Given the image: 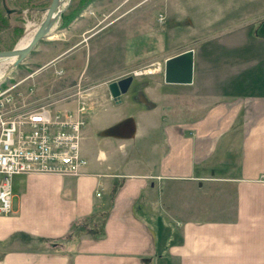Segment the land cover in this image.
Listing matches in <instances>:
<instances>
[{
  "label": "crops",
  "instance_id": "1",
  "mask_svg": "<svg viewBox=\"0 0 264 264\" xmlns=\"http://www.w3.org/2000/svg\"><path fill=\"white\" fill-rule=\"evenodd\" d=\"M259 3L264 6V0H228L214 8L212 18L207 9L203 20L196 16L200 10L181 7V1L178 8L172 0H94L70 26L61 30L58 21L48 37L58 43L38 50L54 55L45 65L56 62L61 74L65 68L69 72L52 92L73 88L83 77L95 96L107 89L106 110L87 112L83 175L13 178L12 212L0 215V264H264V10ZM162 12L165 23L158 19ZM211 37L217 48L206 55L254 61L249 73L220 82L223 98L201 115L192 111L185 120L174 119L178 96L151 100L137 88L131 97L135 77L127 94L111 99L112 82L189 50L195 80L194 45L202 49ZM228 37L246 38L234 47L220 45ZM65 55L75 56L65 62ZM35 75L22 80H32L37 94L31 103L40 105L50 92ZM135 101L147 110L125 113ZM129 118L136 126L131 139L101 131L99 140L93 133L94 125L110 122L109 129Z\"/></svg>",
  "mask_w": 264,
  "mask_h": 264
},
{
  "label": "rangeland",
  "instance_id": "2",
  "mask_svg": "<svg viewBox=\"0 0 264 264\" xmlns=\"http://www.w3.org/2000/svg\"><path fill=\"white\" fill-rule=\"evenodd\" d=\"M179 1H181V7L182 6H186V7L188 6V8L196 7L198 10H200V12L196 14V16H201L203 20L205 19L204 16H206L207 9L212 10L210 14V18H212L217 13V11H213L214 8L223 2L224 3L228 2V0L225 1L224 0H172V4L180 8ZM93 2L94 0H87V1L72 0L63 18L59 20L61 21L60 24L61 30L70 26V24L74 21V19L70 20L69 22L65 21V17L66 15H68V13H70V16L74 15L75 14L74 9L77 8L81 3H87L89 5L90 3ZM6 4L9 9L22 10L23 12L21 14L14 13L8 15L7 13H5L6 11L1 9L3 10L1 14L5 15L7 21L4 24L1 23L0 25V52L13 50L17 45H19L22 39H24L27 35L35 32V30L43 22L45 18L46 10L49 8L51 4V0H6ZM259 7H261L259 8V11L264 10V6L261 5L260 3H259ZM82 13L83 12H80L77 15V17H80ZM158 19L160 23L166 22V17L164 12H162L161 15L158 16ZM65 35L66 34H63V37L61 38L62 40L65 39ZM235 37H237V35H235ZM213 38L214 37H211V41L208 42L207 44H202V49L199 44L194 45V47L197 48L199 52L198 53L199 59H197L198 65H197L196 78L191 86H176L168 89L166 88L167 91H165V88H162V86L165 83L164 68H165V58H167L166 56H164L160 58V60H157L154 63H150L149 65L143 68L136 69L132 71L130 75H128V77L133 76L135 77V79L137 78L135 82L136 89L134 88L135 91H133L130 94V96L134 97L137 88H139L142 91V93L147 95L151 100L158 99L159 101V97L165 94L175 97L178 96L179 97L178 99L180 100L179 101L180 107L178 109L179 112L177 113L178 114L177 118L175 117L174 119L179 121L185 120L186 118L184 117V115L187 112L190 114L192 113V111H193V115L194 114L196 116L201 115L203 112H205V110H207L208 107H210L211 105L215 104L217 101L223 98V93L220 90L221 89L220 82L223 81L224 83L225 80L226 82L230 79L232 80L235 74H238L241 71L242 73L245 74L249 73L251 62L253 63L254 61L253 58L250 59L249 56H246V58H242L241 61L237 60L234 62L232 59L229 60L219 59L220 57H217L218 54L216 55V52L214 55H206L205 53L206 50H212V48H217V43H218L217 39H213ZM245 38L246 37H241L239 39L236 38L235 40H233L234 39L233 37H228L226 39L223 38L221 39L220 45L234 47L235 45H239L237 41ZM227 39L229 40L226 41L227 42L226 44V42L224 43L223 40H227ZM57 43H58V38H56V40L53 42L52 41L49 42L48 37L41 40L37 44V46L32 50L28 58L23 63H21L17 68H13L12 61L9 59L0 60V75H1L0 84L2 85V86L0 85V87L4 88L9 86L10 84L13 85L16 82L22 81L19 83V85L16 87L15 90L17 106L18 107L26 106V108L34 109L37 106H39L38 103H31V100H33L37 94V88L35 87V85L33 87L32 84L33 82H31L32 80L27 82L22 80L25 78L26 75L28 76V74L34 73L36 74L34 78L36 83L41 80L42 81L41 83L44 87L47 86L49 87L50 95L45 101L48 103L56 102L52 108H54L56 105L67 104L70 105L69 109L70 108L74 109V107L76 106V102L81 100L82 96H85L84 100H86L87 102V112L88 111L94 112L95 110L96 113H99L102 110H106L104 109V106L107 104V100L105 98V93L107 89L101 88L102 92L96 93L95 96V92L93 91L94 86L92 87L91 85L89 86L87 83H84L82 79L83 77L81 79L79 78V81H77V83L74 84L75 86L74 85H73L74 87L72 86L73 88L69 87L64 92H55V91L52 92V90L56 86V83L61 81L63 77L66 76V74L69 72H67V68H65L66 70H64V74H61L62 70H60L59 67L55 66L56 62L51 65H45L48 62V60L51 59L54 55L51 54L39 55V54L40 52H43L44 49L48 48L47 47L48 45L50 47L51 45L54 46ZM257 52L260 53L259 50H257ZM260 54L264 55V53L263 54L260 53ZM74 56L75 55H65L64 61L67 62ZM79 66H80L79 64L77 63L75 64V67H79ZM70 68L73 69L74 67H70ZM136 71H141L142 74L139 76H134V72ZM221 74L222 76H220ZM31 86L33 88H31ZM132 104L133 105L130 106L128 111L125 112L127 108H124L122 111L125 113L128 112L134 114L136 113V110L137 111L140 109L147 110V105L142 107V105L138 104L137 102ZM187 105L188 108H186ZM158 107H160V103ZM169 110L170 109H167L166 112H168ZM190 116L191 114L189 115V117ZM109 125L110 122H106L97 128L94 125L93 127L95 129L93 130V127L89 123V126L87 128L89 130L92 129L95 136L98 137L96 138L100 140L102 139V136H100V132L102 131L101 133L103 134L107 130L106 127H108ZM83 139H84V134H83ZM89 139L92 138H87V143H89L90 141ZM132 143L130 142V146L128 147H130L129 150L135 153L136 144H132Z\"/></svg>",
  "mask_w": 264,
  "mask_h": 264
},
{
  "label": "built area",
  "instance_id": "3",
  "mask_svg": "<svg viewBox=\"0 0 264 264\" xmlns=\"http://www.w3.org/2000/svg\"><path fill=\"white\" fill-rule=\"evenodd\" d=\"M141 74L134 72V76ZM18 85L10 84L0 90V215L12 212L16 175L78 177L88 164L82 155L85 96L74 109L55 111L52 107L56 102L30 109L17 106Z\"/></svg>",
  "mask_w": 264,
  "mask_h": 264
},
{
  "label": "water",
  "instance_id": "4",
  "mask_svg": "<svg viewBox=\"0 0 264 264\" xmlns=\"http://www.w3.org/2000/svg\"><path fill=\"white\" fill-rule=\"evenodd\" d=\"M67 1V4H65ZM72 0H51L49 8L46 10L45 18L39 27L35 30V33L29 42V44L23 48L18 45L11 51H1L0 60L2 59H14L12 66L17 68L23 63L37 44L50 36L57 22L61 20L70 6ZM3 8L8 15L14 13H22V10L9 9L6 0H2ZM264 37V34H262ZM194 52L193 50L186 51L175 57L169 58L165 61L164 68V80L167 84L177 85H190L194 80ZM134 81L133 76L123 78L119 81L112 82L109 85V91L111 97L115 101H119L122 95L127 94ZM136 126L132 118H129L113 127L107 129L102 135L114 136L121 139H131L135 136Z\"/></svg>",
  "mask_w": 264,
  "mask_h": 264
},
{
  "label": "trees",
  "instance_id": "5",
  "mask_svg": "<svg viewBox=\"0 0 264 264\" xmlns=\"http://www.w3.org/2000/svg\"><path fill=\"white\" fill-rule=\"evenodd\" d=\"M83 1H87V0H83ZM87 5H88L87 3H81L77 8L74 9V13H75L74 15L70 16V13H68V15H66L65 21L69 22L70 20H73L80 12H82L85 9V7ZM1 9H3L5 11V9L3 8L2 0H0V25H1V23L4 24L7 21L5 15L1 14V12L3 11Z\"/></svg>",
  "mask_w": 264,
  "mask_h": 264
},
{
  "label": "bare ground",
  "instance_id": "6",
  "mask_svg": "<svg viewBox=\"0 0 264 264\" xmlns=\"http://www.w3.org/2000/svg\"><path fill=\"white\" fill-rule=\"evenodd\" d=\"M66 4H67V2H66ZM34 33H35V32H33V33L27 35L24 39H22L21 42L19 43L18 47L23 48V47L27 46V45L29 44V42L31 41V39H32V37H33V35H34ZM9 60H11L12 63H13V61H14V59H9ZM0 76H1V75H0ZM0 85H1V84H0ZM1 86H2V85H1ZM1 88H2V87H0V90H1Z\"/></svg>",
  "mask_w": 264,
  "mask_h": 264
}]
</instances>
